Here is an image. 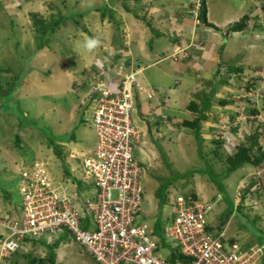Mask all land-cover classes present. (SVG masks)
<instances>
[{
	"label": "rangeland",
	"instance_id": "374dc122",
	"mask_svg": "<svg viewBox=\"0 0 264 264\" xmlns=\"http://www.w3.org/2000/svg\"><path fill=\"white\" fill-rule=\"evenodd\" d=\"M11 1L0 0V24H3V27L0 25V207L5 212L2 205L5 204L6 209L8 206L11 213L17 215L21 211V197L18 190L19 173L22 169L31 167L34 162H42L53 185L60 192L74 199V202L75 198L85 195L92 197L97 194L93 183L83 178L81 163L79 164L85 155L84 152L92 149L96 142V136L91 128L93 100L86 99V93L88 94L93 88L89 84L97 61L107 64V61L113 58L112 62L116 63L119 56L120 60H123L116 44H121L120 36L123 38L124 44L128 45L129 42L128 32L125 30L120 33V30L117 29L114 12L111 15V12L115 11L114 9L123 13L124 7L120 1L111 5L113 8L110 9L113 10L110 13L105 12L106 9L102 6L109 0ZM163 1L166 3L171 1L174 6L168 10L167 17L158 22L151 17L155 9H159L158 1L130 0L128 4L130 7L138 9V16L143 18L141 21L144 25L149 23L155 28L159 24L158 29L165 34L166 31L162 27L172 28L171 17L176 21L181 20V16L194 17L197 0ZM206 1L208 16L215 19L226 14L228 16L234 13L239 14L242 11L240 9H244L247 5L245 0ZM104 5L107 6V4ZM89 6H93L89 8L92 9L90 11L87 8ZM68 11L74 13L73 15L76 17L64 19L62 23H59L57 30L52 28L54 24L48 26L47 22L56 18L53 15L56 13L64 15ZM180 13L181 16L178 15ZM130 14L132 15V13ZM17 16H20L21 19ZM37 19L36 27H40V19L41 27L46 24V29L49 31L42 38L44 44L40 50L36 49L38 46L37 37H40V34L33 24ZM75 19L78 24L74 23ZM124 19L127 20V18ZM124 26L127 29L128 24L122 23L121 27L124 28ZM262 28L260 26L257 32ZM22 33L25 35L23 34L21 37ZM218 33H221V29ZM255 34V30L246 29L239 35V39L241 42L252 41V35ZM85 35L98 37L101 40V45L91 53L85 52L81 47ZM258 35L262 36V39L259 40L262 46L264 33L260 32ZM13 37L19 42L18 51L14 48ZM163 37L164 35L161 38ZM160 41L161 39H155V42ZM163 41L168 43L166 35ZM234 42L236 41L232 40L230 44L233 45ZM120 48L124 53L127 52V48ZM114 52L117 54H113ZM261 54L264 56L263 52ZM113 55H116L117 58H114ZM163 65L165 66L166 63ZM142 68V75L144 74L143 76L151 86L161 83L156 76L158 72L149 75L147 70V76L144 73L145 68ZM245 69L248 70L247 67ZM261 70L264 71V69ZM223 74L224 72L221 75ZM257 74L249 79L244 78L245 82L243 81V90L248 81H251L249 84L251 90H256L249 100L237 97L243 78L240 77V82H237L234 77L235 84L229 86L231 93L226 94L228 99L224 98L225 101H219L217 106L219 105L220 113L224 114L232 113V107L243 111L245 120H241V136L252 133L258 127L259 132L263 133L259 139L263 146L264 97L258 91L260 85L253 81V79H257ZM177 80L181 81L178 78ZM220 80L219 82H221ZM165 81L170 84V88L173 90L170 93L165 91L163 94V99L168 98L169 102L165 103L168 105V109L164 111V114L170 116L171 119L178 117L179 120L174 119V124H171L175 130L168 133L170 139L164 140L163 143H153V147L150 144L146 146L148 161L145 158V152L143 155L141 153V150L145 151V147L135 144L132 150L136 161L144 168L143 202L139 222H144L154 228L155 234L162 243L161 256H165L169 247L165 242L162 229L167 225L168 220L171 221L172 206L177 197L194 193L202 201L213 202L216 194L219 193L224 199L213 205L211 211L212 221L215 222L213 229L217 230L221 216V213L216 211L222 209L223 206V212L225 207L230 208L231 206L232 213L228 219L229 237L232 236V233L235 234L243 250H247L255 242H264V233H262L264 232V176H258L259 174L251 176L255 170V167L251 165H243L232 172L221 175L222 171L227 168L226 156L231 153L230 146L223 143V138L222 143L211 139L210 136L203 137V139L200 137V133L197 136L193 129L180 124V119L191 120L194 118L187 112H181L180 115L176 112L175 115H170L171 108L169 106H175L170 97L178 98V94H181L182 90H188L193 86L192 82L182 81L181 88L176 91L178 86L174 85V79L171 83L168 79ZM224 82L219 83L220 86ZM164 83L162 84L164 85ZM215 85L214 83L213 86ZM78 86L80 88L76 92L75 89ZM244 92L246 94L245 90ZM231 94L232 96H230ZM146 107L150 108L149 102H146ZM134 108L137 114L133 109V122L140 115L138 104H135ZM253 108H256L260 114H251L250 110ZM158 119L162 129L166 128L163 120L170 122L167 117H158ZM222 122L227 124L226 121H219L217 125L221 126ZM137 123L134 124L141 125V122ZM235 125L236 121L230 127L232 129H228V131L230 135L236 137L234 133L238 134V132L233 131ZM46 137L51 138L60 146L55 149V152L47 144ZM209 169L214 172L212 175L216 176L212 181L208 176L209 173L204 172ZM179 175L181 176L178 177ZM256 179L260 180L259 185L256 184ZM245 182L246 186L250 182L253 185L249 184L248 188L243 189ZM70 185H72V190L68 188ZM236 192L248 197L243 201L240 210L236 206L241 203ZM2 210L0 209L1 212ZM226 223L227 220L221 230L224 229ZM235 228L238 231H235ZM0 231L6 232L2 227H0ZM62 236L53 235L55 240L58 239L55 244L48 243L45 234L24 247L19 245L11 253L8 251L1 253L0 249V264H29L28 259L24 258V254L42 258L48 255L49 249H53L57 264H96L79 244L68 235ZM176 251L175 248L172 252L176 253ZM257 264H264V255Z\"/></svg>",
	"mask_w": 264,
	"mask_h": 264
},
{
	"label": "built area",
	"instance_id": "2783aa9c",
	"mask_svg": "<svg viewBox=\"0 0 264 264\" xmlns=\"http://www.w3.org/2000/svg\"><path fill=\"white\" fill-rule=\"evenodd\" d=\"M199 3L197 0L196 20ZM118 52L124 53L120 48ZM112 59L107 64L97 63L89 84L93 88L86 93V99L93 100L91 128L96 142L84 152L79 164L83 178L93 183L97 194L75 198L74 202L53 185L42 162L22 169L18 185L19 216L13 220L0 212V227L6 231L1 232V253H11L25 239L67 234L96 264H257L264 255L263 243H254L243 250L238 241H225L227 226L216 234L208 232L212 226L208 221L212 204L182 195L173 203L171 221L162 229L169 250L161 256L162 243L154 228L139 222L144 168L132 151L135 144L142 147L144 141L132 117L137 97L152 99L157 93L150 85L142 84L141 68L134 69L120 56L116 63ZM257 75L253 81L260 85L258 91L264 97V71ZM249 84L251 81L246 86L247 97L243 86L237 97L250 99L256 90H251ZM79 88L76 87V92ZM241 120L245 119L239 110L236 122ZM221 128L227 129L224 124ZM221 128L216 134L222 136L225 145L239 143L240 130L236 137H229L226 129L222 132ZM257 174L264 176V167ZM255 182L259 185L260 180ZM175 248L176 256L181 255L182 260L172 259Z\"/></svg>",
	"mask_w": 264,
	"mask_h": 264
},
{
	"label": "crops",
	"instance_id": "0c3cea01",
	"mask_svg": "<svg viewBox=\"0 0 264 264\" xmlns=\"http://www.w3.org/2000/svg\"><path fill=\"white\" fill-rule=\"evenodd\" d=\"M156 1H158L159 9L156 8L151 17L158 22L167 17L168 10L174 5L171 1L169 3H166L163 0H155V2ZM244 2L247 3L244 8L245 10L240 9L242 11L239 14L234 13L229 16L226 14L223 17H219V19L212 18L211 16L209 17L207 11V21L212 24L213 27L205 25L199 20L196 21L192 16H181L180 13L178 15L181 16V20H179L181 22L176 21L175 18L171 17V21H173V24H171L172 28H169V26L162 27L166 31V34L161 33L158 29L159 24L155 28L153 26L148 27L144 25L139 18L133 14L131 15L130 12H126L124 8L123 13L125 15L114 9L116 13L115 20L117 22V29L120 30V33H123L125 30L128 32L127 38L129 44H124L121 36V44H116L119 48H127V52L121 54L123 60L125 58L126 63L129 64L130 62L133 68L144 67V73L148 70L149 75L150 73L156 74L158 72L156 76L161 81L160 84L155 85L156 87L152 85L157 91V98L146 99L143 96L137 97L136 104L139 106L141 119L139 115V117L135 119V122H141V125L137 123L138 126L136 127L140 128L143 133L144 141L142 147H145V151L141 150V153L143 155L145 152L144 154L147 161L148 156L146 146L150 144L153 147V143H163L164 140L170 139L168 133L175 130L171 124H174V119L179 120L178 117H173L171 119L170 116L164 114V111L168 109V105H165V103L168 104L169 102L168 98H164V101L163 94L165 91H169L170 93L173 90L170 88V84L165 81L166 79H168L170 83L174 79V85L178 86L176 91L181 88L182 81L192 82L193 86L188 90H182V93L178 94V98L170 97L175 104V106H169V108H171L170 115H175L176 112H178L179 115L181 112H187L189 115L195 117L197 115L199 116V112H202L205 109L203 114L204 118L202 119L199 128L201 138L210 136L212 139L215 127L219 121H226L227 128H230L235 122V120L232 119L234 118V111L236 108L232 107L233 112H228L226 115L223 112L220 113L219 105L217 106V103L219 101H225L224 98L228 99L226 94L229 92L231 93L229 86L235 84L233 81L234 77L238 82L240 77L243 79H249L252 76L255 77L258 72L262 71L261 69H264V64H262L264 63V56L261 54V52L264 53V39L262 41L263 45L261 46L259 40L262 39V36L258 35L260 32L264 33V0H245ZM127 6L134 9V7H130L129 4ZM91 7L93 6L87 8L89 9ZM90 10L92 9H89V11ZM82 14L84 15V13ZM243 16H247L245 28L241 31H231L230 27L236 22V20L238 21V19ZM17 17L21 19L20 16ZM36 17L37 15L35 18ZM73 17L76 16L73 15ZM124 18H127L126 21L128 22H126ZM122 23L128 24V26H126L127 29H125V26L124 28L121 27ZM259 24L263 28L257 32V29L260 27ZM219 29H221V33H218ZM246 29L255 30L256 34L252 35V41L245 40V42H241L239 35L245 32ZM23 34L24 33L21 34V37ZM161 34L164 35V37L165 35L168 37L167 44L163 41L164 37L161 38ZM13 38L14 48L18 51V48L16 47L17 40L15 37ZM157 38L161 39V41L155 42V39ZM232 40L236 41L233 45L230 44ZM5 41L7 42V40ZM23 42L25 41L23 40ZM40 43L41 42L38 40V46ZM25 44L27 43L25 42ZM38 46H36V49L40 50ZM258 52L260 53L259 55L257 54ZM239 56L240 59H238ZM164 63H166L165 66L163 65ZM246 67L248 70L245 69ZM227 69L229 70L226 71ZM236 69H238V72H235ZM222 71L224 72L223 75H221L223 73ZM143 75L141 74L140 77L142 84L150 85V82H147ZM177 78L181 81L179 82ZM219 80L221 82L225 80V82L220 86L219 83L221 82H219ZM162 83H164V85ZM214 83L216 84L215 86H213ZM230 96H232V94ZM206 100H209V104L203 106ZM146 102H149L150 108L146 107ZM190 102H195L197 106L195 112L189 110ZM135 113L137 114L136 110ZM259 114L260 112L258 115ZM162 115H166L170 120V122L164 121L166 127L164 129H162V126L160 125L161 123H157L160 122L158 117L161 118ZM182 120L183 119H180V121ZM254 173L255 170L252 172L251 176ZM215 198V202L223 199L219 193L216 194ZM2 205L5 212L1 207L0 209L4 216L10 217L13 220L19 216V212L17 215L12 214L8 206L7 210L4 207L5 204ZM222 209H219L216 212L222 213ZM208 219L210 224L215 225V222L212 221L211 213L208 215ZM232 236H235V234L232 233ZM46 237L49 238L50 235H46ZM22 241L24 242L20 243L21 247L30 243V241Z\"/></svg>",
	"mask_w": 264,
	"mask_h": 264
},
{
	"label": "trees",
	"instance_id": "16d2710c",
	"mask_svg": "<svg viewBox=\"0 0 264 264\" xmlns=\"http://www.w3.org/2000/svg\"><path fill=\"white\" fill-rule=\"evenodd\" d=\"M118 1L121 2V4L123 5V7H124V9H125L126 12L132 13L134 16H136L140 20L143 19L142 17L138 16V11H137L138 9H136V8L131 9V8H129V6H127L128 5L127 4V1L128 0H109V2L107 1V2L103 3L102 6L105 7V9H106L105 12L110 13L113 10V9H110V8H112L111 5H114L115 2L117 3ZM135 1H138V0H135ZM9 2H12V1L9 0ZM104 4H107V6L104 5ZM199 4H200V7H199V10H198V20L200 22H202L203 24H205V25H208V26L213 27V25L210 24V23H208V21H207V5H206V0H200V3ZM113 12H114V15H115V11H112L111 12V15H113ZM104 13H102V16H104ZM73 14L74 13H72V12L69 13V11L66 14H64V15H61V14L56 13V15H53V16H56V18L53 19V20L51 19L50 21L47 22V24H48V26H50V25L52 26L54 24L52 28H54L55 30H57V28L59 26V23H62L63 20L66 19V18H68V17L69 18H73ZM76 14H79V13H76ZM78 17H80V16H78ZM110 17L112 18V16H110ZM37 21H38V19L36 21H34L35 26H36V23L35 22H37ZM39 21H40V23H39L40 24V27H38V28L36 27V28H37V31L40 34V37H37V38H38L39 42H41V43L39 44L38 48H42V46L44 44L43 41H42V38H43V36H45L46 34H48L49 31L46 29V24H43V27H44L43 28V27H41L42 26V24H41L42 21L40 19H39ZM246 21H247V17L246 16H243L238 21L234 22V24L230 27V30L231 31H241V30H243L245 28V26H246L245 25ZM75 24H78V21L77 20L75 21ZM1 26H3V25H1ZM146 26L149 27L150 24L149 23H146ZM52 28H51V30H54ZM11 29H13V27H11ZM18 45H19V42L17 41L16 42V47ZM114 58H117V56L114 55ZM235 72H238V69H236ZM237 74H239V73H237ZM222 82H224V81H222ZM243 86H244V84H243ZM246 86H247V84L245 85V89H244L245 91H246ZM156 93H157V91H156ZM244 94H245V92H244ZM246 94H247V92H246ZM244 96L247 97V95H244ZM207 104H209V100L208 101L206 100L204 102V105L203 106H205ZM189 108H190L189 110L191 112H195L196 111V108H197L195 102H190ZM204 110L202 112H199V114H200L199 116L197 115V116H195L191 120L190 119H183L180 122V124H182L185 127H188V128L193 129L194 130V133L197 136H199V128H200V125H201L200 123H201L202 119L204 118V115H203L204 114ZM250 112L253 115H256V114L259 113V111L256 108L251 109ZM157 123H160V122H157ZM219 128H220V125H217L215 127V131L213 133L214 135H212V138L215 139V140H217L219 143H222V136L216 134V132H218ZM228 129H232V128H227L226 129L227 135L229 137H235L233 135H230ZM255 129L256 130H254L252 133L244 134L243 139H241V141L237 144V146L236 145H233V146L227 145L228 147L230 146L231 150L235 146L236 147H235V151L234 152H232V153H230L229 155L226 156L227 168H226V170H223L222 171L221 175L222 174L225 175L227 172H232V171L236 170L237 168H239V167H241L243 165H251L253 167H261L263 165V163H264V145L262 146V144H260V141H259V139H261V136H262L263 133L259 132V128L258 127H256ZM233 131H236V130L233 129ZM234 134L237 136V133L236 132ZM16 142H19V141H16ZM46 142L49 145V147L54 150V152H55V149L57 147H60L57 142L53 141L49 137H46ZM60 155H61V152H60ZM204 172L207 173V174L209 173L208 176H209V178H210L211 181H212V179L213 180L215 179L216 176H213L212 175V173H214V172L211 169L206 170V171L204 170ZM180 176L181 175H179L178 177H180ZM175 180L176 179L174 178V181ZM251 184L253 185V183H251ZM190 196L193 197V198H197V196L194 193H192L191 195H186L185 197H190ZM246 198H248V197H245V194H242L241 197H239L241 203L239 205H236L238 210L241 209L240 206L243 205V201ZM231 213H232V207L231 206H230V208L229 207H226V209L224 208V210L221 213V216L219 218L218 224H217V230L214 231L213 227L211 226V227H209L207 229V231L208 232L210 231L212 233L214 231L215 234L216 233H219L220 230H221V228L224 225V222H226V220H227V223L225 224V226L228 227V225H229L228 219H229ZM82 226L85 227V225H82ZM235 231H238V229L235 228ZM262 233H264V232H262ZM226 234H227L226 237H225V241L226 242L232 243V242L238 241L237 238H236L237 237L236 235L229 237V235H228L229 234V229H227ZM46 235H48V234H46ZM62 235L66 236L67 234H62ZM1 238H3V236L0 233V239ZM38 239H40V238H37V239H25V240L26 241L33 242V241H36ZM57 241H58V239L55 240L52 237V235L49 238H47V242L48 243H51V244H55V242H57ZM21 242H24V241H21ZM255 243H258V242H255ZM262 243L264 244V242H262ZM262 243H258V244H262ZM13 251H15V250H13ZM176 255H177L176 253H173V258H172L173 260L175 258H177V257L179 259H181V260L183 259L181 255H179V256H176ZM23 256H24L25 259L26 258L28 259L29 264H57L56 263V256L53 253V249H49L48 255H46V256H44L42 258H36V257H33V256L29 255V254H24Z\"/></svg>",
	"mask_w": 264,
	"mask_h": 264
},
{
	"label": "clouds",
	"instance_id": "9594fccd",
	"mask_svg": "<svg viewBox=\"0 0 264 264\" xmlns=\"http://www.w3.org/2000/svg\"><path fill=\"white\" fill-rule=\"evenodd\" d=\"M196 20V19H195ZM197 20H198V11H197ZM196 20V21H197ZM101 45V40L98 38V37H93V36H88V35H85L84 36V38H83V42H82V45H81V47H82V49L85 51V52H88V53H91V52H93L96 48H98L99 46ZM97 63L98 64H100V62L99 61H97ZM137 68H141L142 70H143V68L142 67H137ZM134 69H136V68H134ZM141 74H142V72H141ZM243 81H244V79L240 82V88L243 86ZM239 88V91L241 90ZM155 90V89H154ZM239 95H240V92H239ZM237 96V95H236ZM158 97V94H156V97H154V98H157ZM154 98H152V99H154ZM235 114H234V118L232 119V120H235L236 121V117H237V115L239 114V109H236L235 111ZM162 117L163 118H166L167 116L166 115H162ZM168 118V117H167ZM166 122V120H163V122ZM223 124L224 123H222V125L220 126V128L223 126ZM237 124H239V125H237ZM225 125V124H224ZM241 125H242V123L241 122H236V125L234 126V128H235V130L238 132V130H240V133H241V129L240 128H242L241 127ZM226 126V125H225ZM225 129L226 128H221V131L222 132H224L225 131ZM241 135V134H240ZM243 137H244V135L243 136H241L240 137V140H239V142L241 141V139H243ZM223 143H224V139H223ZM225 144V143H224ZM237 146V145H236ZM235 151V148L233 149V150H231V153L232 152H234ZM230 154V153H229ZM263 167H264V163H263V165L261 166V167H255V173L253 174V175H256L261 169H263ZM258 175V174H257ZM260 176H263V174H261ZM220 195V194H219ZM183 196V195H182ZM215 200H216V198L214 199V201L213 202H208L207 200H205L206 202H208V203H211L212 204V209H213V205H214V203H215ZM212 209H211V211H212ZM211 213V212H210ZM209 213V214H210ZM210 225H212V224H210ZM215 225H212V227H214ZM226 227V226H225ZM224 227V228H225ZM227 229H229L228 227H227ZM215 231V230H214Z\"/></svg>",
	"mask_w": 264,
	"mask_h": 264
},
{
	"label": "bare ground",
	"instance_id": "6f19581e",
	"mask_svg": "<svg viewBox=\"0 0 264 264\" xmlns=\"http://www.w3.org/2000/svg\"><path fill=\"white\" fill-rule=\"evenodd\" d=\"M257 78H258V77H257ZM256 80H257V79H256ZM244 82H245V81H244ZM230 121H231V120H230ZM222 123H224V122H222ZM222 123H221V124H222ZM224 124H225V123H224ZM246 184H247V183L245 182V186L243 187V189H245L246 187L248 188V185L251 184V182L248 183L247 186H246ZM251 185H252V184H251ZM239 193H240V192H239ZM236 194H238V192H236ZM235 205H236V204H235ZM61 236H62V235H61ZM62 237H63V236H62ZM60 240H61V239H60Z\"/></svg>",
	"mask_w": 264,
	"mask_h": 264
}]
</instances>
